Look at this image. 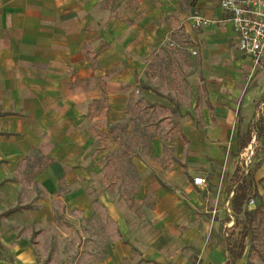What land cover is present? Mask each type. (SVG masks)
<instances>
[{
  "label": "crops",
  "instance_id": "0c3cea01",
  "mask_svg": "<svg viewBox=\"0 0 264 264\" xmlns=\"http://www.w3.org/2000/svg\"><path fill=\"white\" fill-rule=\"evenodd\" d=\"M219 1L0 0V264H146L184 205L212 213L223 242L264 58L248 118L252 63ZM194 13L213 23L194 28ZM119 158L125 181L139 179L131 199L134 185L104 180Z\"/></svg>",
  "mask_w": 264,
  "mask_h": 264
},
{
  "label": "rangeland",
  "instance_id": "374dc122",
  "mask_svg": "<svg viewBox=\"0 0 264 264\" xmlns=\"http://www.w3.org/2000/svg\"><path fill=\"white\" fill-rule=\"evenodd\" d=\"M242 56L246 58V56L243 54ZM261 71L262 69L259 66L254 68L253 65H251L246 79V83L248 86H250L252 93H254L252 94V98H254L253 101H251L249 105L246 106L249 107L248 111L245 112L248 118L251 117L254 104L261 96V87L259 83L260 79H257V77L262 74ZM121 132L124 136V132ZM232 133L230 134L227 144L224 147L219 146V150L222 152V159L221 164L218 165L217 168L220 172V182L217 190L219 193L218 202H220V199L223 198V194L221 195V190L223 189L222 186L226 179L227 162L228 159L233 156L231 146L233 136ZM108 165L109 168L114 169V171L111 173L112 177L104 178L106 183H111L114 181L115 184H119L124 188H126L128 184L134 185V187H132L129 192L122 194L125 197H129V199H131L134 196L136 186L139 185V179L138 181L133 180L132 182L128 180L125 181V179H128L125 175L128 170V165L127 162L122 158L114 159ZM211 167L216 168L213 162ZM262 169L263 170H261L258 176L259 180H262L258 184V190L264 197L263 166ZM193 171L198 172L197 170ZM89 183L94 185L95 178L91 179ZM208 214V212L202 213L197 210L194 211L192 208L186 207L185 205L180 209L178 208L173 217L169 218L165 223L164 231L173 236L171 243L167 246L166 250L163 251L160 257L145 254L142 258V261L146 264H221L224 261L222 252V231L220 224L212 220L214 215L212 213H210V215ZM204 215L205 217H203ZM147 239L153 241L155 239L153 233L150 234L149 238ZM75 259L76 258H73L71 260L72 264H74ZM137 259L138 257L135 260ZM131 260L129 264L132 263ZM237 264H264V221L258 228H256L254 232H252V234H250L249 238L247 239L244 257Z\"/></svg>",
  "mask_w": 264,
  "mask_h": 264
},
{
  "label": "trees",
  "instance_id": "16d2710c",
  "mask_svg": "<svg viewBox=\"0 0 264 264\" xmlns=\"http://www.w3.org/2000/svg\"><path fill=\"white\" fill-rule=\"evenodd\" d=\"M249 146L252 155L248 159ZM236 149L238 161L226 192L231 197L223 225L225 261L222 264H236L243 257L247 239L264 221V197L258 190L262 180H256L264 163V110L239 130ZM51 165H55L54 162L51 161ZM250 201L253 207H248ZM230 222L232 224L227 226Z\"/></svg>",
  "mask_w": 264,
  "mask_h": 264
},
{
  "label": "built area",
  "instance_id": "2783aa9c",
  "mask_svg": "<svg viewBox=\"0 0 264 264\" xmlns=\"http://www.w3.org/2000/svg\"><path fill=\"white\" fill-rule=\"evenodd\" d=\"M219 7L238 38L239 51L251 59L254 68L258 67L264 58V0H220ZM189 21L196 29L213 23L199 13L192 14ZM246 154L249 159L252 155L251 146ZM193 184L204 186L206 182L204 178L196 177ZM253 206V201H250L248 207Z\"/></svg>",
  "mask_w": 264,
  "mask_h": 264
}]
</instances>
